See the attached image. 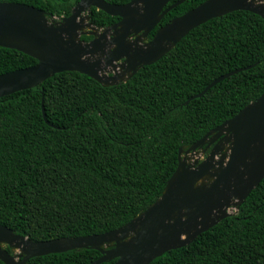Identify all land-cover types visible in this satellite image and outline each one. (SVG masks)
<instances>
[{
  "label": "trees",
  "instance_id": "trees-1",
  "mask_svg": "<svg viewBox=\"0 0 264 264\" xmlns=\"http://www.w3.org/2000/svg\"><path fill=\"white\" fill-rule=\"evenodd\" d=\"M4 1L33 5L59 18L79 2ZM204 1L186 0L160 25ZM92 10L91 20L99 27L120 20ZM36 63L28 54L0 46V74ZM263 92L264 18L237 10L197 26L127 82L106 87L78 71H63L6 95L0 98V223L35 241L119 228L162 195L178 167L181 146L192 145ZM101 256L83 248L30 262L90 264ZM0 264L5 263L0 259ZM150 264H264V179L236 213Z\"/></svg>",
  "mask_w": 264,
  "mask_h": 264
},
{
  "label": "water",
  "instance_id": "water-1",
  "mask_svg": "<svg viewBox=\"0 0 264 264\" xmlns=\"http://www.w3.org/2000/svg\"><path fill=\"white\" fill-rule=\"evenodd\" d=\"M171 1L79 0L71 14L61 18L33 5L0 2V46L37 59L35 65L0 74V98L37 87L63 71H78L106 87L118 85L163 58L212 18L237 10L264 18V0H205L160 26L147 41L163 17L186 0L167 6ZM93 7L120 20L99 27L91 20ZM84 35L92 39L85 41ZM239 70L218 77L185 105ZM43 112L49 122L44 104ZM200 151L207 153L204 160L196 157ZM263 179L264 92L192 145L181 146L178 167L162 195L128 223L104 233L41 241L0 223V259L5 264H32L37 256L93 248L102 256L90 264H150L236 213Z\"/></svg>",
  "mask_w": 264,
  "mask_h": 264
},
{
  "label": "rangeland",
  "instance_id": "rangeland-1",
  "mask_svg": "<svg viewBox=\"0 0 264 264\" xmlns=\"http://www.w3.org/2000/svg\"><path fill=\"white\" fill-rule=\"evenodd\" d=\"M206 156H207V153L203 154V152L200 151V153L197 154L196 157L199 158L200 160H204L206 158ZM189 160L192 162L194 159H193V157H191ZM232 211L235 212L236 209L234 208Z\"/></svg>",
  "mask_w": 264,
  "mask_h": 264
},
{
  "label": "flooded vegetation",
  "instance_id": "flooded-vegetation-1",
  "mask_svg": "<svg viewBox=\"0 0 264 264\" xmlns=\"http://www.w3.org/2000/svg\"><path fill=\"white\" fill-rule=\"evenodd\" d=\"M167 6H168V5H167ZM118 21H119V20H118ZM163 25H164V24H163ZM160 26H162V25L159 24L155 29H158ZM153 30H154V29H153ZM153 30H152V31H153ZM152 31H151V32H152ZM156 31H157V30H156ZM150 35H151V33L149 34L148 38H146L147 41L151 40V39H150ZM89 36H90V35H89ZM91 37H92V36H91ZM152 38H153V37H152ZM91 39H92V38H91Z\"/></svg>",
  "mask_w": 264,
  "mask_h": 264
}]
</instances>
